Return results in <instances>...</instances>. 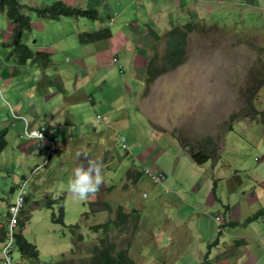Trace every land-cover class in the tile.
<instances>
[{"label": "rangeland", "instance_id": "374dc122", "mask_svg": "<svg viewBox=\"0 0 264 264\" xmlns=\"http://www.w3.org/2000/svg\"><path fill=\"white\" fill-rule=\"evenodd\" d=\"M51 1L47 0V3ZM107 1L108 7L123 8L126 5L111 26L115 34L128 12L143 15L138 0ZM149 1L156 3L158 0ZM214 2L211 4L215 7L209 12L204 8L191 10L187 4L191 16L198 11V25L187 38V54L182 65L150 83L143 85V79L139 78V87L129 85L130 90L134 89V93L142 97L141 111L136 102L141 97L134 101L132 94L119 102L115 100L109 105L110 109L103 106L108 115H102H106V120L109 117V125L94 123L97 119L90 114V125L77 127L78 134L70 149L61 146L62 153L53 156L47 167L39 168L33 174L34 167L44 160V154L20 137L23 121L16 119L10 111L31 119L34 112L28 106H34L43 119L52 116L51 123L59 133L66 129L72 131L76 124L68 119V113L74 114V107L65 106L72 97L65 91H58L57 84L66 75H62L60 69L72 68V62L65 58H75L79 53L76 43L81 44L72 31L68 32L63 17L61 20L45 19L46 24H41L40 31L35 28L25 32L22 41L33 49L42 43L52 45L51 52H44L51 62L41 67L37 64L42 60L28 61L24 66H17L18 69L9 68L6 70L9 75L0 78V127H8V143L0 153V211L5 213L12 197L11 188H17L24 178L29 179L25 195L30 206L38 205L36 209L28 208L31 216L26 221L28 227L24 235L37 246L39 264L53 263L62 253L74 257L71 261L68 258L63 261L65 264H84L80 260L82 257L85 264H89L92 244L98 241V232H101L90 228L109 217L114 219L118 204H122L126 213L131 210L127 221L129 227L124 231L111 228L109 236L117 248H128L135 264H200L205 255L209 264H223L222 254L226 262L231 261L230 264H236V260L264 264V218L248 227L226 224L222 233L217 230L226 206L239 204L236 213L241 215L260 201L248 200L249 192H243L239 186L251 184L257 187L264 183V81L256 84L252 93L248 92L250 69L259 66L257 60L264 66V14L251 8L254 0H231L228 5ZM157 9H164L172 24L178 22L176 26L191 21L187 20L184 8L176 0L164 6L159 1ZM251 10L253 13L244 17V12ZM23 12L34 14L27 9ZM100 14L104 17L101 10ZM73 19L78 29L84 27V22L98 25L97 20ZM6 25L10 27V22L0 12V47L4 34L8 33ZM121 32L125 34L126 28ZM161 36L152 54L163 53L164 33ZM0 60L13 63L11 56L0 55ZM90 62L94 64L93 59ZM116 72L115 78L121 79L117 82L124 91V83L129 84L127 80L132 73L129 69L123 75ZM6 78L8 80L3 81ZM84 83L88 90L94 85L90 79ZM100 87L106 90L102 84ZM10 89L17 92V96L10 95L7 91ZM31 90L34 99L27 98ZM55 91L52 98L45 100V95ZM247 98H251L256 115L247 107ZM19 101H23L24 106L18 105ZM83 103L93 112L90 103ZM143 117H146L145 121ZM229 124L232 131H227ZM121 134L128 137V152L117 141ZM206 137L217 143L220 141L218 156L197 164L189 151ZM82 145H86L92 158L96 157L104 164L103 183L98 193L87 201L74 199L67 190L72 170L80 162L75 153ZM148 149L151 153L146 152ZM142 166L151 171L160 169L166 177L161 183L154 184L143 173ZM138 172L140 176L137 177ZM235 173L241 177L240 183L232 179ZM212 190L215 199H212ZM45 192L50 193L46 195ZM105 200L112 205V214L98 205L99 201ZM89 201L96 211L81 215L90 208ZM47 202L48 206L45 205ZM60 207H63L62 222L58 221ZM215 216H220L221 220L216 221ZM225 221H231L227 213ZM75 222L79 223L75 231L89 236L92 243L85 239L74 240L69 234L66 226ZM1 245L0 242V248ZM13 258L15 264H35L37 261L23 258L17 248Z\"/></svg>", "mask_w": 264, "mask_h": 264}, {"label": "crops", "instance_id": "0c3cea01", "mask_svg": "<svg viewBox=\"0 0 264 264\" xmlns=\"http://www.w3.org/2000/svg\"><path fill=\"white\" fill-rule=\"evenodd\" d=\"M23 1L31 5H37V4L39 5L42 3H47V0H23ZM62 1H64L67 4H73L79 7H96L97 10H99L100 7L102 6V9L100 10L103 12L104 15L107 14L119 15V13L126 7V5H124L123 8L108 7L109 3L107 0H62ZM159 1H160V5L164 6L167 4V2L171 0H158L156 3L152 1L150 2L149 0L146 3L145 1L138 0L137 2L139 7L143 8V15L136 14L137 16H135L133 14H129L130 12H128L127 15L125 16V19L122 20L121 24L118 25L116 29V32L118 31L119 32L116 34L112 32L113 38L111 37L109 40L106 41H100L93 44H84L81 46L77 45L76 43L79 53L73 59L65 58L68 62H72V68L71 70L68 69L67 71L64 69H60L62 75L66 74L64 77H61V83H62L63 91H65L67 95L72 97V101L69 103V105H65V106L74 107V114L68 113V119L71 122L75 121L76 128L88 126L90 124L89 121L90 114L91 117L94 115L96 117L97 115H102V113H104V110L102 109L103 106H105L107 109H110L111 106L109 105L114 103L115 100L116 102H119L120 99H124L127 96H130L131 94L133 100L134 98L141 97V96H137V94L134 93V89L130 90L129 85H133V88L139 87V81L141 80V78L143 79L142 84L144 85V76H145L144 67L148 56L152 54V51L154 50V46L162 38L161 35L166 31H168L171 27L179 25L178 22L174 24L175 21L172 24L171 20L168 19L167 16H165L164 9L163 10L157 9V4ZM214 1H216L217 5H219V3H224L223 5L225 4L228 5L231 3V0H226V1L225 0H192V2L189 0H176L177 4L184 8L187 20H195V21H198V11L196 12V15L191 16L190 11L187 10L186 6L190 5L189 7L191 8V10L192 9L196 10L197 8L198 9L204 8V10L209 12L211 11V9L215 7L214 5L211 4V3H215ZM253 3L254 4L251 5L252 6L251 8L258 9L260 13L264 14V0H254ZM231 5H233V3ZM252 13H253L252 10L248 13L244 12V17ZM29 15L32 19L31 31L34 30L35 28L38 31H40L41 24L42 26L46 24L45 18H40L43 20L40 21L38 20L39 18H36V16H34V14L33 15L29 14ZM182 17L183 16H180V18ZM63 18L66 21L65 24H67V26L69 27L68 32L72 31V33H74V37H76L78 33L96 31L99 28L104 27L102 22L97 20L98 25L97 24L93 26L86 25L88 24V22H84L83 24L84 27L78 29L74 25L73 18H69V17H63ZM61 19L62 18L59 17L57 19H52V20H61ZM107 21L104 22L105 25H107ZM86 27H88L89 29ZM125 28L127 32L124 34L121 32V30H124ZM7 29H8V33L4 34L0 47V55L4 58L8 56V50L2 47V43L5 42L9 36L10 27L7 26ZM119 34L120 36L118 37L117 35ZM115 36L119 38V41H117ZM27 45L29 46V43H27ZM29 47L34 52H41V53L47 51L51 52L50 50L52 49L51 48L52 45L46 46V44L43 43L35 46V49H33L34 48L33 46H29ZM11 58L13 61L12 64L2 62V60H0V67L2 68L0 70L1 71L0 78H2L3 75L6 77L9 75V72L6 71L9 68L18 69L17 67L18 65H16L15 57H11ZM114 58H118V61L115 62ZM92 59L94 64L90 62V60ZM27 63L28 61L24 65H26ZM120 65H123V69H124L123 72L120 71ZM83 69L85 70L83 71ZM127 69H129L130 73L132 74H129V79L127 80L129 84L124 83L125 89L123 91V88L119 86L120 84L118 83L120 82L121 79H119L118 77L115 78V76L117 75L116 71H118L119 75H123L125 74ZM140 75H143V77H141ZM88 79H90L91 82H94V85L92 86L91 89L89 88V90L86 89V85L84 83V81ZM5 80L8 79L6 78L3 81ZM101 84L103 85V87L106 88L105 91L100 87ZM107 84H109V86L111 87H108ZM31 87H33L32 84ZM117 87H121L120 90L119 89L115 90L117 89ZM93 89L99 91L94 92ZM7 91L10 95L14 94L15 96H17L18 94L17 92L12 91V89ZM56 93L57 91H55L53 94L50 93L47 97L45 95L44 97L45 100L48 101ZM88 97H91V100H88ZM27 98L34 99V92L32 90L31 92L28 93ZM141 100L142 97L136 101L138 102L139 106ZM83 101H85V103L91 104L93 108V112L90 111L88 105H84ZM19 104H22V106H24L23 101H19L18 105ZM28 107H30V110L34 112L31 114V120L33 119L34 122L43 120V117H41V115L39 116L34 106H28ZM106 114L108 115V113ZM49 115H51V113H49ZM144 115L146 116L145 113ZM49 117L50 119L48 120H52V116ZM107 119L109 120V117H107ZM108 120L104 122H107ZM145 120L146 117H143V121ZM109 123H111V121L107 122V125H109ZM69 136H71L70 133ZM146 152L148 151L146 150ZM231 177L232 179H235L236 183L237 182L240 183L241 181L240 176L234 174ZM245 187L246 185L244 184L239 186V188L242 189L243 192L245 191L249 192V194L247 195L248 200L250 201L251 200L257 201L260 199L262 200L259 201L257 205L246 210V213L244 211V213H242L241 215L240 213L238 214L236 213V210L240 208L239 204L236 203L235 208L230 211V215L234 219H237L238 223H241L244 220V218L251 213V211L259 207L260 205L264 204V183H262L261 187L255 189H251V188L246 189ZM246 225H243V227ZM248 226H251V224ZM241 236H244L246 238L245 234H242ZM249 255L251 256L250 253Z\"/></svg>", "mask_w": 264, "mask_h": 264}, {"label": "trees", "instance_id": "16d2710c", "mask_svg": "<svg viewBox=\"0 0 264 264\" xmlns=\"http://www.w3.org/2000/svg\"><path fill=\"white\" fill-rule=\"evenodd\" d=\"M23 9H27L29 12H33L39 18L45 19H57L59 17H69V18H77L83 17L88 18L90 20H99L102 22L104 27L99 28L96 31L91 32H81L76 35V39L79 44H93L100 41L109 40L112 36V30L109 26L105 25L104 22L107 21L109 15H104V17L100 14V11L97 10L96 7H79L73 4H67L62 0H53L51 3H42L37 5H31L26 3L23 0H0V12H3L10 22V32L7 40L2 43V47L8 50V57H15L16 65L22 66L27 61L38 62L42 60L38 66H47L51 62L49 56L46 53L34 52L27 44L23 43L22 37L25 32L31 31L32 28V19L29 14L24 13ZM198 25V21H187L186 24L172 27L168 31L164 33V51L162 54H157L154 52L151 56L147 58L145 64V82H152L158 76L163 73L169 72L179 65H182L185 62L186 54H187V38L189 34L193 31L195 26ZM261 49V48H258ZM258 67L251 68L249 72V93H252V90L257 88L261 81H264V66L263 62H260ZM60 81V80H59ZM61 86V81L59 82ZM57 84V90H62ZM251 89V91H250ZM246 105L252 112L256 115V108L253 105L251 98H247ZM231 120H234V116H231ZM31 121V119H29ZM227 131H232L233 127L229 124L227 126ZM8 127H0V153L4 150L7 145V135ZM125 140H128L127 136L121 134ZM211 137H206V139H202V142L197 145L195 149H191V155L196 163L202 164L205 163L210 157L215 159L217 158L215 153L219 150L220 141L214 142ZM128 144V143H126ZM185 146V145H184ZM150 151V150H149ZM49 159V164H50ZM48 164V165H49ZM140 176V172H138L137 177ZM13 188H11L12 192ZM25 205L20 210L17 230L15 232V248L19 250L21 256L27 257L31 260H37L35 264H39L38 261V248L30 241L25 235L26 221L29 220V204L28 197L25 195ZM108 202V201H107ZM90 208L88 210L82 211L81 215H88L89 213H94L95 208L93 204L89 202ZM98 205L103 207L107 213L112 214V205L105 201H99ZM98 210V209H97ZM133 210V209H132ZM7 207L5 209V213L0 211V216L3 217L7 213ZM61 216L60 222L63 220V207H60ZM128 216L130 213H126V211L122 208V204H118L117 206V214L114 219L109 217L108 220H105L102 223L92 225L90 229L94 232H98L97 242L92 244L91 252L89 255L90 263L89 264H135L134 260L128 254L127 247L117 248L116 244L111 240L109 236V231L111 228L118 227L121 231L126 230L128 226ZM79 226L78 222L73 224H69L66 226L69 234L74 237V240H88L92 243V240L89 236H83L81 233L76 232L74 228ZM100 234H102L100 236ZM4 237V228L0 230V239ZM72 237V238H73ZM128 246H130V242H126ZM74 255V254H73ZM69 261L73 260L74 257L69 254L62 253L60 258L50 264H65L66 259ZM80 260L85 264V261L82 258ZM200 264H209L208 256H204V261Z\"/></svg>", "mask_w": 264, "mask_h": 264}, {"label": "clouds", "instance_id": "9594fccd", "mask_svg": "<svg viewBox=\"0 0 264 264\" xmlns=\"http://www.w3.org/2000/svg\"><path fill=\"white\" fill-rule=\"evenodd\" d=\"M108 15H109V18H108V21H107V26L111 27V26L114 25V21H115V18L117 16V14H108ZM114 61L117 62L118 58H114ZM120 71L121 72L124 71L123 65H120ZM144 74H145V69H144ZM145 77H146V74L144 76V83H145ZM61 86H62V83H61ZM62 91H63V87H62ZM88 100H91V97H88ZM138 110L141 111L139 105H138ZM10 112L12 113V115L14 117H16V119H19V120L23 121V130H22V133L20 134V137L21 138H25L29 143H31L33 145L35 150L39 151V153H43L44 154V160L40 164H37L34 167L33 171L31 172L32 174H33V172L35 170H38L39 168L47 167L48 164H49V159L51 160L53 156L59 155V153H62L61 146H64V147L70 149L71 143L73 142V140L75 139L76 135L78 134V131H77L76 127H73L72 131H70L69 129H66L64 131V133H59L58 131H56L55 127H53V125L51 123V120L43 119L42 121L34 122L33 119L31 121H29V119H27V117L25 115L16 113L14 111H10ZM106 115L105 116L97 115V117L94 115V117H96V119H97V121L94 120V123L98 122L99 124H102V123H104V124L106 123L107 124L108 121L104 122V121H106V119H105ZM25 121L28 122V127L30 129H40L41 127H46L48 129L47 132H46L47 138L42 140L41 132H38V131H32L31 133H29L27 131V129H25V132H24ZM94 129H95V127H94ZM23 132H24L25 136H29L30 135L32 137L37 138L40 141L42 140V145L40 147H37L35 141L34 140L32 141L31 139L25 137L23 135ZM69 133L71 134V136H69ZM117 141H120L119 144H120L121 148H123L126 152H128L127 144H126V142H128V140H125V138L123 136L119 135L117 137ZM86 145H88V144H86ZM86 145H85V147L83 145L80 146L79 150L75 153L77 160L80 161V162L73 168L72 176L69 179L68 184H67L68 193L74 199H78L80 201H87L90 197H94L98 193V191L100 189V186L103 183V169H104L103 161L100 160V159H97L96 157L92 158L93 155L90 154L89 149L86 148ZM64 151L66 152V150H64ZM147 151H148V153H151L149 151V149ZM218 151L215 153L214 156H216V157L218 156V154H217ZM189 152L191 153V150ZM65 154H63V155H65ZM197 164H199V163H197ZM141 170L143 171V173L145 175L150 177L151 181L154 184L161 183L162 180L166 177L164 172L162 170H160V169H156L154 171H151V170L147 169L146 167L142 166ZM28 181H29V179L24 178L23 182L19 186L17 185L18 186L17 188H16V186L12 187L13 188V190L11 192L12 197H11V200L9 201V203L6 206L8 211H7L6 215H4L3 217L0 216V230L2 228H4V237H3V239H0V242L2 243L1 248H0V258L2 256V246L6 242L7 237H8V231H9V229H8L9 207L14 203V199H15L16 194H18V192L21 191V193L23 194L24 199H23L22 206L18 210V214L20 213V210L25 205V200H26L25 199V192H26L25 188H26V185H27ZM261 186L262 185L260 184L259 186L254 187L253 185L248 184V186L245 187V188L246 189H248V188L255 189V188H258V187H261ZM45 193H46V195H48L50 192H45ZM212 194L214 196V197H212V199H215V195L213 193V190H212ZM261 200L262 199H260V201ZM27 201H28V204H29V199ZM105 201H107V200H105ZM48 204H49V202L45 203L46 206H48ZM37 205L38 204L33 203V204H31V206L29 205V207L32 210V209H36ZM234 208H235L234 205L225 207V213H224L223 221L220 224H217L218 233H222L224 231V228H225L226 224H229V225H232V226H234L236 224H242L241 227H243V225L247 224L246 226H244V227H247L248 225L252 224L253 222L264 218V204L260 205L259 207H257L253 211H251V213L248 214L241 223H238V220L234 219L230 215V211L233 210ZM129 213L131 214V210L129 211ZM226 213L231 218V221H229V222L225 221V214ZM18 214H17V217H16V224L13 226V231H12V239H13L12 248H11L12 249V253H11L12 254V261H13L12 264H15L14 258H13V252L15 250V246H14L15 245V232L17 230L18 220H19V216H20ZM29 215H30V213H29ZM29 215H28V217L30 218L31 215L30 216ZM214 219L216 221H220L221 220L220 216H215ZM27 227L28 226L26 225L25 230L27 229ZM222 255L223 256H220V258L223 261V264H230L231 261L226 262L224 260L225 255L224 254H222ZM236 264H249V263L239 262V261L236 260Z\"/></svg>", "mask_w": 264, "mask_h": 264}, {"label": "built area", "instance_id": "2783aa9c", "mask_svg": "<svg viewBox=\"0 0 264 264\" xmlns=\"http://www.w3.org/2000/svg\"><path fill=\"white\" fill-rule=\"evenodd\" d=\"M25 129H27V131L29 133H31L32 131H38L41 132L42 135V140L47 138L46 136V132H47V128L46 127H41L40 129H30L28 127V122L25 121V128H24V132ZM23 132V135H24ZM25 136V135H24ZM29 139H31L32 141L34 140L36 143L37 147H40L42 145V140H38L35 137L32 136H25ZM23 194L21 193V191L18 192V194H16L15 199H14V203L9 207V223H8V237L6 242L3 244L2 246V256L0 258V264H12V243H13V239H12V231H13V226L16 224V217L18 214V210L19 208L22 206L23 203Z\"/></svg>", "mask_w": 264, "mask_h": 264}]
</instances>
